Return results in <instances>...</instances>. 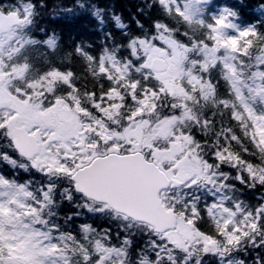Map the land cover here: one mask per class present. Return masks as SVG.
Here are the masks:
<instances>
[{
    "label": "snow or ice",
    "instance_id": "1",
    "mask_svg": "<svg viewBox=\"0 0 264 264\" xmlns=\"http://www.w3.org/2000/svg\"><path fill=\"white\" fill-rule=\"evenodd\" d=\"M207 2L0 0V264H264V6Z\"/></svg>",
    "mask_w": 264,
    "mask_h": 264
},
{
    "label": "trees",
    "instance_id": "2",
    "mask_svg": "<svg viewBox=\"0 0 264 264\" xmlns=\"http://www.w3.org/2000/svg\"><path fill=\"white\" fill-rule=\"evenodd\" d=\"M60 2L61 0H49V9ZM111 2L117 5V10H122L125 5H128L134 11L137 5L147 3V0H111ZM260 6H264V0H208L205 10L207 16H211L219 13L221 9H231L236 13L234 22L238 27H242L245 24L252 23L253 16L259 17ZM127 15V12H125V16ZM0 171L10 172V169L6 164L0 162ZM256 195H259V193H256ZM243 198L250 201L252 199L251 194H246ZM206 259L208 264H216L214 258Z\"/></svg>",
    "mask_w": 264,
    "mask_h": 264
},
{
    "label": "rangeland",
    "instance_id": "3",
    "mask_svg": "<svg viewBox=\"0 0 264 264\" xmlns=\"http://www.w3.org/2000/svg\"><path fill=\"white\" fill-rule=\"evenodd\" d=\"M221 10H223V9H221Z\"/></svg>",
    "mask_w": 264,
    "mask_h": 264
}]
</instances>
